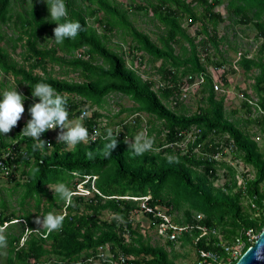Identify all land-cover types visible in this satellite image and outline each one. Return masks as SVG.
<instances>
[{"label":"trees","instance_id":"trees-1","mask_svg":"<svg viewBox=\"0 0 264 264\" xmlns=\"http://www.w3.org/2000/svg\"><path fill=\"white\" fill-rule=\"evenodd\" d=\"M225 1L226 11L235 16L231 19L232 24H251L256 30V38L261 39L256 53L252 57L243 54L236 65L252 79L251 92L257 96V103L264 111V0H192L194 5L187 0H156L146 5L133 3L128 9L114 0H65L68 18L78 20L86 30L75 39H65L63 44L54 41L51 46L38 44L43 35L54 37L53 29L57 26L51 21L43 0H27L24 11L14 9V0H0V72L11 74L17 84L26 85L24 107L28 120L31 119L28 108L33 104L29 97L35 84L40 82L67 95L72 119L79 117L81 107L90 110L95 106L92 114L82 120L89 130L104 116L100 109L105 108L106 97L114 92L121 93L133 104L130 107L121 105L114 119L108 116L109 122L115 123L114 120L123 113H146L149 117L146 135L154 137L155 147L159 149L156 153L135 156L124 143L125 138L131 141L142 131L140 117L121 125L117 147L107 159L103 157L106 143L103 137L107 129L96 142L77 144L71 149L52 139L46 131L41 139L52 146L34 150L36 141L21 133L26 124L18 123L15 127L17 155L9 163L14 165V170L22 168L21 179L15 173L6 178L14 182V188L21 189L18 203L22 213H7L5 203L0 202V227L8 223L5 264H43L45 261L79 264L80 258H92L84 264H95L97 248L105 244L116 255L120 252L133 256L127 264H177L181 254L174 250L175 242L167 241L169 249L166 245L152 244L150 237L140 231L139 223L131 219L139 209V201L123 196L150 195L149 205L167 208L172 214L181 213L180 218L174 219L180 224L194 223L193 216L201 213L200 223L217 227L224 239H231L242 229L261 231L264 216L253 217L243 205L242 192L236 187V170L231 165L224 160H208L197 153H182L178 148L165 146L180 138L177 134L180 130L192 125L201 129L199 141H206L204 150H208L207 144L213 141V132L220 138L228 134L236 145L234 158L253 169V177L245 175L247 194L264 196V190L260 192L264 180V114L254 113L246 100L241 101L239 108L227 111L225 97L214 92L207 70L211 64L231 65L223 54L227 48L233 49L232 44L221 49L222 44L227 45V35L218 38L217 32L218 25L228 17L214 11ZM137 10L151 12L152 19L161 29L154 40L130 19ZM90 18H93L92 22H89ZM11 24L17 33L6 36L2 27ZM94 24L99 25L101 31ZM194 24H199V28L191 35L188 28ZM115 30L130 37L131 43L127 45L131 58H136L135 51H145L147 62L155 64L159 61L155 73L172 86L156 93L151 89L154 79H143L129 68L124 51L112 49L108 44V35ZM200 35L201 39L196 41ZM3 41L5 45L1 44ZM21 47L23 51L20 50V60H17L12 53ZM83 47V53L88 56L85 59L75 54ZM213 55L217 57L213 59ZM140 58L143 62L142 55ZM54 66L60 68V76L54 75ZM35 69L40 73H35ZM234 71L230 67L221 74L224 85L229 84L228 74ZM69 72L77 73L79 80L61 77ZM199 73L205 75V80L199 91L201 105L198 109L189 112L183 102L177 103L176 109L168 108L169 96L180 94L182 79ZM243 93L249 97L248 93ZM122 121L123 118L119 122ZM164 129L167 132L162 134ZM257 133H260L262 145L255 140ZM9 144L11 142L6 143L0 134V146ZM88 151H93V157L86 156ZM209 152H215V149L211 148ZM168 157H173V162L170 163ZM221 176H225L222 185H216ZM86 177L85 186L90 189L93 182L101 195H75L74 206L54 196L48 187L57 181H65L74 189L76 183ZM55 208L60 210L58 214H62L63 208L66 212L61 231H53L46 237L41 235L44 230L26 234V227L33 230L38 227L34 223L37 216L43 217ZM103 211L112 217L101 220L99 216ZM114 213L121 214L124 222L113 219ZM25 234L24 242L19 246L20 237ZM197 235L198 230L193 229L191 233H182L179 241L182 246L221 252L222 249L212 243L213 239L208 243L203 237L194 243Z\"/></svg>","mask_w":264,"mask_h":264},{"label":"built area","instance_id":"built-area-1","mask_svg":"<svg viewBox=\"0 0 264 264\" xmlns=\"http://www.w3.org/2000/svg\"><path fill=\"white\" fill-rule=\"evenodd\" d=\"M151 13V12H150ZM194 33V32H193ZM193 35V34H192ZM227 47V45H226ZM221 49L222 46H220ZM130 48H128L129 50ZM226 49V48H225ZM84 47L77 50L75 52L77 57L81 58H87L88 56L83 53ZM213 51V50H212ZM141 52V51H140ZM135 51L136 58H131L129 56V51H124V57L126 60V65L137 71L143 79H154L155 83L152 86V90L156 93L159 92L160 89H164L166 86H172V83H170L168 80L161 79L159 74H156L155 71L153 72L156 74V77L149 78L148 76L144 77L143 73H140L138 71V64H140V55L141 53ZM225 54V52H224ZM223 54V56H224ZM245 53H239L237 56V59L235 61L231 62V66L234 69L239 68L236 65L237 60ZM215 55L211 56L213 59ZM247 57H252L250 53L246 54ZM128 57V59H126ZM148 59V58H147ZM142 66H143V62ZM148 63V62H147ZM157 66H159V61L156 62ZM225 64L221 66H215L213 64L209 65L207 67L208 72L210 73V76L212 78V86L213 90L217 95H224L225 94H219L218 91H222L221 86L224 85V82L221 78V74L225 71ZM229 65V64H228ZM229 70V69H227ZM153 74V75H154ZM193 79V80H192ZM192 80V81H191ZM205 75L203 73L194 74V77L192 75H186L182 81L181 84V91L180 94L175 93L174 95L169 96L168 102L166 103L168 108L176 109L177 103L183 102L186 106V98L187 94L190 89H194L195 94L197 95V103L195 105V110L198 109V106L201 105V84L204 83ZM228 81L230 85V78L228 77ZM227 86V85H225ZM247 93V92H246ZM249 94V97H246L243 92L238 94V96L241 98V101L246 100L248 104H250L252 107V110L254 113H263L264 111L261 110L257 103V96L255 94ZM125 96V95H124ZM225 102V99H224ZM119 109V108H118ZM117 109V110H118ZM191 109V108H189ZM194 110V111H195ZM89 110H86L85 107H81V111L79 113V119L81 121L84 119V117H89L92 114L88 113ZM117 112V111H116ZM193 112V111H192ZM104 116L100 117L98 119V124L93 125L92 130H95L98 133V136H100L102 133L105 132V129H112L114 133L116 131H119L121 125L126 124L128 122H134V120L137 117H140L142 120L141 126L142 131H144L147 134V120H145V116L143 112H133L128 115H124L122 123H120V119H117L113 125H110L109 117L106 115V113H103ZM146 116H148L146 114ZM108 123H107V121ZM120 123V124H119ZM92 130H89V133L92 134ZM107 132V131H106ZM167 132V129H164L163 133ZM178 137H180L178 140H175L173 142L167 143L165 146L169 147H175L176 149H180L182 153H197L202 155L205 158H208V160H216L226 161L229 165H231L235 170V178H236V187L239 188L242 192V202L246 209L252 214L253 217H259L264 216V196L259 197L258 194L253 193L251 195L247 194L246 192V185H245V175L248 177H253V175L250 174L248 169H242L237 170L236 164L237 163H243L242 160L238 158H234V152L236 151V145L231 137H229L228 134L223 135L221 138L219 136H216L215 132H213L211 135L214 136L213 141L207 144L208 150H204L203 147L205 145L206 141H199L201 138V129L196 126H190L188 129H182L178 133ZM260 136L259 134H256L255 140H259ZM190 148H192L190 150ZM215 149V152H209V149ZM17 155V146L16 141L11 142V144L1 147L0 146V177H8L11 173H14V165L9 163V160H13L15 156ZM244 165V168L248 167L247 165ZM224 172V169L221 170V173ZM224 181L225 176H221ZM88 180V177H86L84 180L79 181L74 186V191L77 193L78 196H92L94 193H97L98 195H101L100 192L93 186V182L91 184V188H87L85 186L86 181ZM222 181V183H223ZM222 183L220 185H222ZM264 190V180L261 183L260 186V192ZM122 198L125 199H133L136 201H139V209L133 214L132 220L134 223H139L141 232H144V224L141 223V220L136 219V214L139 213L143 214V216L147 219L148 225L147 227H156L157 235L161 237L163 242L167 243V241H179L180 235L185 232H192L193 229L198 230V235L194 238V243H197L201 238L205 237L207 242H211L220 247L222 250L221 252H217L214 250L206 249V248H196L195 249V260L193 264H233L242 254L243 252L253 244V242L258 237L260 231H257L255 228H247L242 229L238 234L234 235L231 239H224L221 231L217 227H209L207 225H204L200 223L201 219L203 218V215L201 213H197L193 216L194 223H177L173 220L172 214L170 213V210L164 207H161L159 205H156L155 207L148 204V200L151 198L150 195L142 196V197H132V196H123ZM65 213V209L63 208L62 214ZM136 220V221H135ZM8 225L7 222L4 223L3 228H5ZM264 226L262 227V229ZM261 229V230H262ZM40 233V232H39ZM46 232L44 234H41L43 237H46ZM145 235V233H143ZM25 236L20 237L19 240V246H21L24 242ZM216 239V240H214ZM134 257L129 255L125 256L123 253H118L117 255L114 254V252L111 251L110 246L108 244L99 246L97 248L96 257L94 260L100 264H127V261L133 260ZM92 261V258H80L77 263L84 264L87 262ZM49 261L43 262V264H49Z\"/></svg>","mask_w":264,"mask_h":264},{"label":"rangeland","instance_id":"rangeland-1","mask_svg":"<svg viewBox=\"0 0 264 264\" xmlns=\"http://www.w3.org/2000/svg\"><path fill=\"white\" fill-rule=\"evenodd\" d=\"M114 1L121 4L122 7L125 9H128L130 4L133 5V3H140L143 5H146L149 1L156 2V0H114ZM187 1H190L191 4L194 5L192 0H187ZM26 3H27V0H14L13 7L17 11H24ZM225 5H226V1L223 4L216 6L214 9V11L220 12L223 17H226V18L228 17L224 22H221L217 28L218 38L222 35H227L226 36L227 37V46H228V44H232L231 46L233 48V49L227 48L225 43L222 44V48L224 47L223 49L227 48L223 58L232 62V61H235L237 59V56L239 53H245V54L250 53L251 55H254L256 53L260 43H261V39L256 38V36H255L256 30L254 29V27L251 24H232L231 19H235V16L232 13H229L226 11ZM199 9H198V11H200ZM92 19L93 18L88 19L89 22H92L91 21ZM130 19L133 21V24L140 31H144V32L148 33V35L153 40L156 38L158 31L161 30V29L159 30V28L157 26L158 25L157 22L154 19H152V14L150 12L144 13L141 10H137L136 12L131 14ZM184 25H186V23H184ZM96 27H97L98 31H101V27H99V25ZM198 28H199V24H194L193 26L188 28V31L192 35L193 32ZM2 29H3L4 34L6 36H10V35L15 36V33H17V31L16 32L14 31V27L12 26V24L9 26H3ZM108 36L110 37L108 44L112 49H116L119 51L121 50V51H125V52L129 51L128 45H127V43H129V44L131 43L129 36L124 35L122 32L117 31V30L111 32ZM53 39H54V37H51V36L49 37L47 35L46 36L43 35L42 39L41 38L39 39L38 44H39V46H45V45L51 46L54 44ZM199 39H201V35L196 38V41H198ZM1 44L5 45V42L3 41V42H1ZM20 50L23 51V48L22 47L17 48L16 51L14 53H12V56L15 57V59H17V60H20V55H19ZM140 53L143 57V66H142V64H138V71L140 73H143L144 77H146V76H148L149 78L156 77V74H154L153 72L155 71L157 64L156 63L152 64L149 62L147 63L148 54L145 51H141ZM216 57H217V55L214 56V58H216ZM126 59H128V57H126ZM27 63L28 62H26L25 64L27 65ZM224 66H225V70L230 69V67H232L231 65H228L226 63ZM234 70H235L234 72L228 74V77L230 78V85H227V86L223 85V86H221L222 91H218L219 94H225L226 95L224 106H225V109L227 111L239 108L240 103H241V98L238 96V94H240L241 92H247V93L251 92V86L250 85L252 83V79L249 78L247 75H245L242 72V70H240L239 68L234 69ZM53 71H54V75L60 76L61 70L58 66H54ZM34 72L40 73V70L35 69ZM253 73H256V70H253ZM61 77H64L68 80H71V79L79 80V76L75 72H69L67 75H64ZM16 87H17V91L26 97V95H25L26 85L24 83L19 85V84H17L16 80L14 79V77L11 74H4V73L0 72V99L3 98L2 95L5 91H10ZM251 94H253V93L251 92ZM196 97H197V95L195 94L194 89H190L188 94H187V98L185 100L189 112H192L195 110V105L197 103ZM29 99H31V101L33 103L39 102L38 97L34 98L31 96V97H29ZM106 99H107V103L105 104V108L100 109V110L102 113H106V115L110 116L112 119H114V114L116 113L117 109L121 105H124L125 107H130L133 104V102L131 100H129L126 96L121 95V93H115V92L111 93L106 97ZM25 101L23 103H25ZM189 108H191V109H189ZM95 109H96V107L93 106V108L90 109L88 111V113L91 114L90 112L95 110ZM239 114H240V112H239ZM124 115H126V114L123 113L119 118L123 117ZM143 115L145 116V120L149 119V117L146 116V114H143ZM240 115H242V114H240ZM119 118H116L114 121H116ZM27 121H28V118H27V114L25 111L22 114V118L17 123L24 125L27 123ZM76 123H82L81 119H79V118L72 119L69 117V120L66 122V126L67 127H73V126H75ZM107 123H108V121H107ZM113 124H114L113 122L110 123V125H113ZM59 131H60L59 129L48 130V135L52 139H56ZM15 133H16V128H13V130L9 134H5V135L2 133H0V134L2 135V138L6 143H10V142L17 140ZM257 141H258L259 145H262V138L261 137ZM236 169L239 171L242 169H248L250 174L253 175L252 167L248 166V167L244 168V165L241 162L236 164ZM21 170H22V168H19L18 170L14 171L16 177L19 179H21V175H20ZM222 181H223V179H219L216 182L217 183L216 185H220L222 183ZM49 190L52 191L51 189H49ZM20 193H21L20 188H14V182L9 181L7 178L0 177V202L2 201L5 203V211L7 213H9L11 211H15L17 214L22 213L20 210V205L18 203ZM59 212H60V210L56 209L53 213L58 214ZM171 216L174 220V219L180 218L181 213L174 212ZM111 217H112V215L107 211H103L99 216V218L101 220H109ZM135 218L141 220V223L144 224L145 227H144L143 233H145L146 236L150 237V241L152 244L159 243L162 245H166V243L163 242L164 239H162L161 237H159L157 235L156 227L155 228L147 227L148 221L143 216V214H141V213H139L138 215L136 214ZM7 227L4 228L5 229L4 234L7 232ZM15 232H17V231L15 230ZM174 242H175L174 250L177 253L181 254V256L176 260V263L177 264H193V262L195 260V256H196L195 255V249L196 248H193L189 245L182 246L181 241H174ZM166 248L169 249V247L167 245H166ZM0 252H1L0 264H5V262H4V260L6 258L5 248L0 249ZM95 264H100V263L96 262Z\"/></svg>","mask_w":264,"mask_h":264},{"label":"clouds","instance_id":"clouds-1","mask_svg":"<svg viewBox=\"0 0 264 264\" xmlns=\"http://www.w3.org/2000/svg\"><path fill=\"white\" fill-rule=\"evenodd\" d=\"M44 2L47 4L51 21L57 25L53 29V40L57 44H63L65 39H75L80 32L86 30L78 20L68 18L69 14L65 0H44ZM2 97L0 99V133L5 135L11 133L13 128L18 126L17 122L25 112L23 102L27 97L18 92L17 87L10 91H5ZM32 97H38L39 102L33 103L28 108L31 119L27 121L21 133L36 141L34 150H43L46 146L49 148L52 146L47 141L41 139L42 134L48 130L59 129L60 131L56 137L57 142L66 144L69 149L77 144L83 143L84 145H89L96 142L98 133L92 130V134H90L89 129L83 126L82 123H76L73 127L66 126V122L70 116L67 95L57 92L48 83L40 82L35 84ZM119 133V131L114 133L109 128L104 135L103 139L106 143L103 149V157L105 159L111 157L112 151L117 147V136ZM124 143L128 145L135 156H143L149 152L156 153L159 151L155 147L154 137L146 135L144 131L137 133L131 141L125 138ZM86 156L93 157V151L86 152ZM168 160L170 163L173 162V157H168ZM48 187L52 190L54 196L59 197L66 204L74 206L73 198L77 193L69 186V183L57 181L54 185H48ZM65 219L66 212L63 214L48 212L43 217L37 216L34 223L38 227L35 230L26 227V234L40 230H44L47 234H51L53 231H61ZM113 219L118 223L124 222L123 216L119 213H114ZM4 231L5 229L0 227V249L7 247V237ZM246 255L247 253L244 254V256ZM244 256L240 257V261L244 259ZM240 261H238V264H240Z\"/></svg>","mask_w":264,"mask_h":264},{"label":"water","instance_id":"water-1","mask_svg":"<svg viewBox=\"0 0 264 264\" xmlns=\"http://www.w3.org/2000/svg\"><path fill=\"white\" fill-rule=\"evenodd\" d=\"M247 253L246 256L244 254ZM244 256V259L240 261V257ZM235 262L234 264H264V228L260 231L258 237L250 245Z\"/></svg>","mask_w":264,"mask_h":264},{"label":"crops","instance_id":"crops-1","mask_svg":"<svg viewBox=\"0 0 264 264\" xmlns=\"http://www.w3.org/2000/svg\"><path fill=\"white\" fill-rule=\"evenodd\" d=\"M2 136V135H1Z\"/></svg>","mask_w":264,"mask_h":264}]
</instances>
